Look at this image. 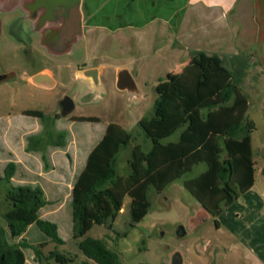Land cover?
Returning a JSON list of instances; mask_svg holds the SVG:
<instances>
[{
    "label": "rangeland",
    "instance_id": "obj_1",
    "mask_svg": "<svg viewBox=\"0 0 264 264\" xmlns=\"http://www.w3.org/2000/svg\"><path fill=\"white\" fill-rule=\"evenodd\" d=\"M187 21L190 22V17L184 21L183 32L193 25L191 23L188 26ZM214 28H208V36L213 38ZM183 32L182 35L133 34L128 38L126 46L120 36L102 34L103 42L100 43L99 37L84 29L85 36H76L63 52L61 61L65 65L66 78H56L54 89H36L28 85L23 76L15 84L0 85V116L14 120L9 124L4 118L0 119V156L10 152L13 160L22 161L18 163L19 168L13 184L32 185L44 191V197L49 204L40 212V218L55 223L59 236L64 241L63 245L48 242L42 249L44 254L56 250L75 258L74 264L79 263L84 257L77 244L89 237L104 240L119 255L121 264H169L171 255L176 251L182 255L183 264L249 263V243L252 244L250 230L254 231L256 227L264 225V57L263 52L258 50L260 48L264 51V41L246 52L256 56L248 59L242 55L245 51L242 53L239 45L247 46L249 38L245 45L238 43L236 39L239 36L230 32V29L224 38V46L222 43L210 45L207 40H198L196 43L200 50L221 58L228 69H231L230 61L237 56L236 52L240 57H246L244 60L248 67L245 69L240 89L248 96L246 116L255 124L251 134L256 163L254 188L240 194L238 200L227 209L224 208L226 212L220 217H201L198 211L202 206L183 187L184 180L195 177L205 169L204 165H199L191 173L171 183L160 194L151 187L148 192L151 207L135 227L128 226L130 198L126 196L112 229L93 225L83 238H72L70 190L85 165L88 153L102 138L107 125L117 124L133 136L131 143L126 148H121L116 156V167L120 176L126 177L129 173L128 160L134 146H139L144 152L150 149L151 143L144 137L138 123L153 115L156 86L177 76L180 71L177 65H186L187 59L192 55V52L185 50V47L192 49L193 46H189L188 41L183 38ZM21 35L26 40L25 32L21 31ZM168 40L171 44L175 43V57L166 54L165 45ZM12 41L8 37L3 40L0 63L6 65L14 61L13 65L25 69L23 55L21 51L13 48ZM144 54L146 55L143 57ZM89 68L98 70L97 86L82 73ZM118 69L129 71L138 96L131 97L127 92L116 88L115 74ZM64 94L73 97L76 108L70 115L55 122L52 116L56 100ZM27 109L43 110L48 118L44 122L26 119L30 123H23L21 112ZM81 118L86 121H80ZM178 136L179 132L168 140L175 142ZM29 153L30 161L24 163V155ZM259 195L263 197L261 203L256 202ZM254 205L258 207L252 210ZM6 211L7 203L0 187V215ZM255 211L262 212L257 220ZM235 214L236 217L239 215L238 218ZM250 217L254 220L253 224ZM215 220L220 224L219 230L215 227ZM179 226H183L186 232L180 239L176 236ZM32 230L38 234V240L45 239L36 227ZM33 231H29L24 238L38 241L35 240L36 237L30 240ZM240 231L241 234L238 235ZM205 242H209L214 250L210 256L201 248ZM24 252L28 264H36L33 250L25 248Z\"/></svg>",
    "mask_w": 264,
    "mask_h": 264
},
{
    "label": "trees",
    "instance_id": "obj_2",
    "mask_svg": "<svg viewBox=\"0 0 264 264\" xmlns=\"http://www.w3.org/2000/svg\"><path fill=\"white\" fill-rule=\"evenodd\" d=\"M244 59L237 55L228 69L215 54L193 52L180 74L159 83L152 117L138 123L151 143L150 149L144 152L139 146L132 148L126 177L117 172L116 156L133 136L117 124L107 125L69 195L74 240L83 238L93 225L112 229L126 196L130 198L128 226L135 227L151 207V187L160 194L199 165L205 169L184 180L183 187L210 214L219 215L252 188L256 163L251 134L255 124L246 116L248 96L240 89L248 67ZM177 132V141H169ZM15 169L9 163L0 172V187L7 203V211L0 215V264H25V248L33 250L38 264H74L75 258L56 250L44 254L47 243L31 245L22 238L29 228L36 227L44 240L64 244L56 224L40 218L48 205L42 189L13 185ZM77 247L84 260L76 264H121L119 255L102 239L88 237Z\"/></svg>",
    "mask_w": 264,
    "mask_h": 264
},
{
    "label": "crops",
    "instance_id": "obj_3",
    "mask_svg": "<svg viewBox=\"0 0 264 264\" xmlns=\"http://www.w3.org/2000/svg\"><path fill=\"white\" fill-rule=\"evenodd\" d=\"M187 17H190V22L187 21L188 26L191 25V23L193 25H191L186 32H183L184 21L186 22ZM81 19L84 29L92 35L99 37L98 42L100 43L103 42L101 37L102 34L120 36L127 46L128 38L133 34L165 35L168 33L170 35L171 33L177 35L179 33L182 35L183 32V38L186 42L188 41L189 46H193L192 49H190V47H185V50L193 53L202 51L196 43L198 40H207V43L213 46L220 43L224 46L226 42L224 38L230 29V32L232 31V33H236V36H239V39H236L237 42L239 41L238 43H243L245 45V41L247 44L249 38L247 46L243 47L239 45L243 50L242 53L245 51V54L242 55L249 59L255 58L256 56L246 52H250L255 45L259 46V44L264 41V0H81ZM212 26L215 27V33L213 34L214 38L208 36V28ZM209 38H211V40H209ZM165 48L167 55L175 57V52H173L176 49L175 43L171 44L168 40ZM258 50L263 52L264 57V51L260 48H258ZM145 55L146 54H144L143 57ZM236 55H238V52H236ZM190 58L191 56L187 59L186 65ZM186 65H177V68H180L179 74ZM1 117L4 118L0 116V119ZM4 119L9 124L14 122L11 118ZM26 119H34L36 122L39 121L37 118L26 116L21 112V122L30 123V121H26ZM24 156V163H29L31 157L30 153ZM21 162V160H13L10 152H7L3 157L0 156L1 174L4 167L9 163H13L16 167L14 176L11 179L12 184L19 168L18 163ZM13 185L18 186L17 184ZM254 186L255 182L252 188L247 192L251 191ZM259 196V198H256V202L260 201L261 203L263 197L261 195ZM256 206L257 205H254L251 209L253 210L258 207ZM260 213L262 215V212ZM260 213L255 211L256 220ZM238 216L239 215H237L236 218H238ZM253 221L254 220L251 219L252 224ZM32 229L33 228H29L22 236L26 243L37 245L41 242L47 244L50 242L44 239L38 240V234L36 235V232ZM29 231H33L30 240L36 237L35 240L38 241H28L27 238H24ZM250 233V242H252V244L249 243L251 253L248 264H264V225L256 227L254 231L250 230ZM240 234L241 231L238 235ZM19 240L20 238L17 239L16 242ZM35 263L38 264L36 261ZM25 264H28L26 256Z\"/></svg>",
    "mask_w": 264,
    "mask_h": 264
},
{
    "label": "flooded vegetation",
    "instance_id": "obj_4",
    "mask_svg": "<svg viewBox=\"0 0 264 264\" xmlns=\"http://www.w3.org/2000/svg\"><path fill=\"white\" fill-rule=\"evenodd\" d=\"M79 11L80 18L77 17V0H0V51L3 40L7 37L11 38L13 48L21 51L26 65L25 69H21L20 66L12 64L14 61L6 65L0 63V85L15 84L23 76L28 85L40 90L43 88L51 90L56 87V78L65 79L66 69L61 61L65 50L56 48H59L58 44L62 46V43L67 40L68 42L73 41L76 36H82V38L85 36L81 19V0ZM21 31L25 32L26 40L21 37ZM70 53L72 51L68 54ZM35 76L41 77L40 84L32 81ZM66 96L74 104L72 112L76 108L73 97L64 94L62 98L56 100L52 116L55 122L72 113L62 116V113L66 112V106L61 104V100ZM23 114L37 118L40 122L48 118L43 110L39 109H27L23 111ZM224 212L226 211L223 209L219 215L208 214L218 218ZM200 216L202 217V214ZM214 223L216 229L219 230L218 221L215 220ZM201 248L209 256L214 251L209 242H205ZM169 264H181V262L177 259H170Z\"/></svg>",
    "mask_w": 264,
    "mask_h": 264
},
{
    "label": "water",
    "instance_id": "obj_5",
    "mask_svg": "<svg viewBox=\"0 0 264 264\" xmlns=\"http://www.w3.org/2000/svg\"><path fill=\"white\" fill-rule=\"evenodd\" d=\"M79 4H80V0H77V17L78 18H80ZM71 42L72 41L68 42V40H67V42L62 43V46H60V44H58L59 48H56V49L57 50H66L67 45ZM82 73L84 76L91 78L93 80V83L95 86L98 85V70L97 69H87V70H84ZM32 81L36 84H40L41 83V77L35 76L32 78ZM115 86L119 91L127 92V94L131 97L138 96V90H137V87L134 83V79L132 78L129 71L126 69H118L116 71ZM61 104L66 106V108H65L66 112L62 113V116H65L68 113L72 112V110L74 108V104L69 97H67V96L64 97L61 100ZM200 214H202V217H205V218L209 217L208 212L203 207L200 209V211H198L199 216H200ZM176 233H177L178 238H182L186 234L183 226H179L176 230ZM173 254L174 255L171 256L172 257L171 259H177L182 264L183 258H182V255L180 254V252L176 251Z\"/></svg>",
    "mask_w": 264,
    "mask_h": 264
}]
</instances>
